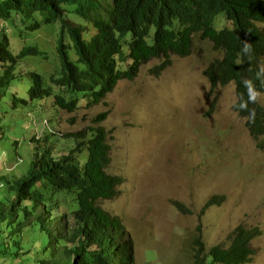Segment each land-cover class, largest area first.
I'll return each mask as SVG.
<instances>
[{
	"label": "trees",
	"instance_id": "1",
	"mask_svg": "<svg viewBox=\"0 0 264 264\" xmlns=\"http://www.w3.org/2000/svg\"><path fill=\"white\" fill-rule=\"evenodd\" d=\"M69 13L96 30L88 41L87 28L72 22ZM35 14L45 24H61V68L48 84L28 74L32 102L48 101V107L70 113L83 102L87 108L100 105L120 81L133 80L149 61L161 60L151 69L158 77L171 56L190 55L192 37L199 35L217 54L203 72L211 91L234 85L233 110L264 150V106L257 101L264 93V32L258 27L264 23V0H0V25L16 26L15 17L25 24ZM219 16L229 27L216 28ZM39 28L34 22L27 30ZM66 33L72 45L65 43ZM39 55L25 48L14 56L7 35L0 36V103L22 60ZM215 104L216 98L210 113ZM107 117L102 113L95 127L65 137L74 143L70 155L56 160L37 154L24 178L10 183L0 177L7 184L6 194H0V264H135L133 242L121 219L99 207L117 198L123 183L108 172L109 133L100 125ZM83 150L87 154L82 157ZM222 200L208 199L200 214ZM172 204L181 214H191L181 203ZM260 235L257 227L239 225L227 246L205 250L198 234L193 264H248L254 257L251 243Z\"/></svg>",
	"mask_w": 264,
	"mask_h": 264
},
{
	"label": "rangeland",
	"instance_id": "2",
	"mask_svg": "<svg viewBox=\"0 0 264 264\" xmlns=\"http://www.w3.org/2000/svg\"><path fill=\"white\" fill-rule=\"evenodd\" d=\"M67 16L87 28V41L95 34L93 26L74 13ZM14 22L16 26L0 25V36L7 35L11 53L18 56L32 48L40 55L22 60L0 103L3 180L24 178L37 154L56 160L70 155L74 143L65 137L95 127L97 116L107 112L100 125L109 133L108 172L123 183L119 196L99 207L121 219L133 242L135 264H193L198 234L205 250L227 246L239 225L261 231L251 243L254 257L248 264H264V150L257 148L245 119L233 110L234 85L212 92L203 75L217 58L211 42L193 36L190 55L171 56L170 66L158 77L151 75V69L161 60L154 59L142 65L133 80L120 81L100 105L87 108L83 102L70 113L48 107V101L32 102L28 96L33 87L28 74H37L48 84L60 72L61 24H45L39 14L25 24L20 17ZM34 22L40 28L28 31ZM215 26L229 24L219 16ZM258 27L264 32V23ZM64 41L72 45L67 33ZM69 53L75 60L72 48ZM257 101L264 106V93L257 95ZM86 154L83 150L82 157ZM6 192V182L0 183V194ZM213 197L223 200L200 214ZM172 202L181 203L191 214H181Z\"/></svg>",
	"mask_w": 264,
	"mask_h": 264
},
{
	"label": "clouds",
	"instance_id": "3",
	"mask_svg": "<svg viewBox=\"0 0 264 264\" xmlns=\"http://www.w3.org/2000/svg\"><path fill=\"white\" fill-rule=\"evenodd\" d=\"M117 217V216H116ZM128 232V231H127Z\"/></svg>",
	"mask_w": 264,
	"mask_h": 264
}]
</instances>
